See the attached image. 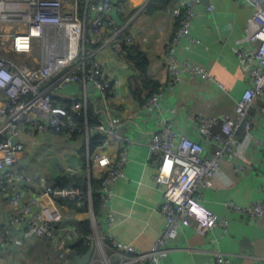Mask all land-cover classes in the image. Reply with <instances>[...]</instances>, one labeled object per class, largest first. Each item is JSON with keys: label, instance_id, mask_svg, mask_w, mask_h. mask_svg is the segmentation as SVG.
Masks as SVG:
<instances>
[{"label": "crops", "instance_id": "1", "mask_svg": "<svg viewBox=\"0 0 264 264\" xmlns=\"http://www.w3.org/2000/svg\"><path fill=\"white\" fill-rule=\"evenodd\" d=\"M81 2L80 14L85 20L99 14L97 6H91L87 0ZM210 3L214 5L212 11L206 7ZM179 8L180 0H123V10L118 14L119 21L125 24V43L136 45L145 53L148 75L161 85L168 77L163 56L179 23L176 15ZM195 9L191 35L200 41L182 40L177 55L203 66L213 78L186 75L174 88L162 90L158 105L148 100L139 102L129 87L135 71L124 59L119 41L118 51L108 44L97 52L106 77L112 82L118 80L113 94L102 97L94 88L80 83L57 90L59 99L70 101L74 112L90 107L96 124L99 118L104 119L121 135L136 140L129 149L126 175L114 184L106 209L96 212L93 209V196L100 197L103 167L97 160H91V155L115 159L119 150L116 142H107L95 125L71 136L55 131H22L20 140L24 148L13 167V172L22 171L31 179L20 180L26 187L22 202H32L33 213L40 212L62 229L48 238L37 236L29 227L31 214L23 215L21 206L9 202L11 189L0 187V264H105L104 258L108 256L111 264H134L130 256L117 249L110 246L100 249L96 238L107 233V213L114 215L109 231L119 240L138 250L152 247L165 223L160 210L164 186L153 179L154 165L148 152L152 133L169 120L178 133L199 140L196 117L235 115L237 100L252 83L249 68L240 61L237 52L241 47L253 48L257 44L251 40L258 29L253 7L236 0H198ZM107 35L108 30L103 28L95 44H101ZM2 100L0 91V103ZM248 117L251 131L238 133V145L231 156L221 160L219 173L212 186L204 190L202 201L212 211L229 218L230 225L226 230L217 226L204 234L197 233L192 225L182 226L171 236L166 252L155 264H217L216 250L227 254L234 264H264V217H248L223 203L232 200L247 205L264 199V145L257 143L264 140V97L253 102ZM214 130L221 132V124H216ZM94 135L104 136V140L90 151ZM202 143L205 154L216 147L209 141ZM70 175L88 178L87 195L92 207L43 192L44 186H57L59 179ZM84 222L89 229L87 249L79 254L72 246L87 227L80 225Z\"/></svg>", "mask_w": 264, "mask_h": 264}, {"label": "built area", "instance_id": "2", "mask_svg": "<svg viewBox=\"0 0 264 264\" xmlns=\"http://www.w3.org/2000/svg\"><path fill=\"white\" fill-rule=\"evenodd\" d=\"M87 1L99 10V14L89 20L80 14L81 0H0V91L3 95L0 103V187L11 189L9 202L15 207L21 206L23 215L31 214L29 227L41 237H50L62 226L46 220L40 212L33 213L32 202H22L26 187L20 180H31L22 171L13 172L24 148L20 140L22 131H55L71 136L88 125L77 123L59 99L57 90L80 83L94 88L102 97H109L118 84V80L112 82L106 77L97 52L108 44L117 51L120 49L119 41L125 24L119 21L118 14L123 10V0ZM236 1L250 4L254 9L253 18L258 23V29L251 35V40L257 42L256 46L241 47L237 52L240 61L249 68L252 83L237 100L236 114L198 115L199 140L178 133L169 120L152 133L147 144L149 158L154 165L153 179L164 186L160 210L165 223L161 234L149 250H138L109 231L114 215L107 213V233L96 238L101 250L110 246L124 256H130L134 264H155V260L166 252L171 236L182 226L192 225L197 233L204 234L217 226L226 230L230 225L229 218L203 204L204 190L212 186L221 160L233 154L239 143L238 133L251 131L250 107L257 98L264 97V0ZM197 2L180 0V8L176 11L179 23L166 44L163 56L168 77L148 98L147 102L152 105H158L162 90L174 88L186 75L213 78L203 66L180 59L177 55V47L182 40L200 41L191 35ZM206 7L209 11L214 9L212 3ZM103 28L108 30V35L96 45L95 39ZM127 40L130 42V37ZM36 55L37 59L33 57ZM74 99L78 100L77 97ZM218 123L221 124V132L214 130ZM95 127L106 136L107 142H116L119 146L118 155L113 160L99 154L91 155V160H97L103 167L99 188L103 210L109 205L114 184L126 175L129 149L136 140L132 136L121 135L101 118ZM201 139L216 145L210 154H205ZM257 143L264 145V140H257ZM43 192L92 207L89 195L72 185H46ZM223 203L226 208L248 217H264V199L247 205L232 200ZM214 260L217 264H234L227 254L219 250L214 252ZM104 263L111 264L109 256L104 258Z\"/></svg>", "mask_w": 264, "mask_h": 264}, {"label": "trees", "instance_id": "3", "mask_svg": "<svg viewBox=\"0 0 264 264\" xmlns=\"http://www.w3.org/2000/svg\"><path fill=\"white\" fill-rule=\"evenodd\" d=\"M121 48L124 50L122 52L124 59L128 62V64L132 67V69L135 71V74L132 75L129 79V87L132 96L137 99L139 102H145L148 100L149 97L154 95L161 83L158 80L152 79L148 75V59L144 52H142L136 45H128L125 43V34L121 35ZM63 104H65L67 110L69 111L70 115L77 121L80 125L87 124L90 125H96V117L91 111L90 107H87L86 110H82L81 112H74L71 109V102L70 101H63ZM77 131L73 132L72 135H74ZM90 140L89 149L90 151L93 150L96 145L102 143L104 140V136L101 135H94ZM57 186L54 187H65V186H75L78 187L84 194L86 195L89 188V182L88 178L83 175H70L67 177H62L58 180ZM68 200V199H66ZM82 200H85L83 198ZM69 202L73 203L72 200H69ZM75 202V201H74ZM74 204V203H73ZM101 208V198L99 196H93V209L94 211H98ZM82 223V222H81ZM84 225L87 227H84L82 234H80V237L77 239V241L74 242L73 248L76 249L77 253L82 254L86 251L87 247L85 245L86 240V234L89 233L88 225L86 222ZM59 226V225H58ZM48 238V237H47Z\"/></svg>", "mask_w": 264, "mask_h": 264}, {"label": "bare ground", "instance_id": "4", "mask_svg": "<svg viewBox=\"0 0 264 264\" xmlns=\"http://www.w3.org/2000/svg\"><path fill=\"white\" fill-rule=\"evenodd\" d=\"M65 105V104H64Z\"/></svg>", "mask_w": 264, "mask_h": 264}]
</instances>
